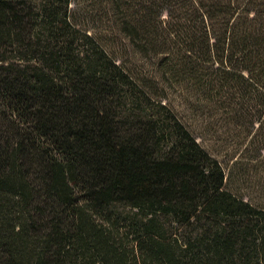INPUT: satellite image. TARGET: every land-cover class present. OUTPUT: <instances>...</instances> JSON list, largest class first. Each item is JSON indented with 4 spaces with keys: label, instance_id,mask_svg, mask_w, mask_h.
<instances>
[{
    "label": "trees",
    "instance_id": "trees-1",
    "mask_svg": "<svg viewBox=\"0 0 264 264\" xmlns=\"http://www.w3.org/2000/svg\"><path fill=\"white\" fill-rule=\"evenodd\" d=\"M70 1L0 0V264H264V0H106L135 49L242 128L258 200L164 104L117 114L124 86L146 95Z\"/></svg>",
    "mask_w": 264,
    "mask_h": 264
},
{
    "label": "rangeland",
    "instance_id": "rangeland-1",
    "mask_svg": "<svg viewBox=\"0 0 264 264\" xmlns=\"http://www.w3.org/2000/svg\"><path fill=\"white\" fill-rule=\"evenodd\" d=\"M70 16L80 33H86L91 42L102 46L106 54L118 64L138 89L124 86L117 97L115 110L117 114L128 116L140 115L144 112L159 110L158 102L164 104L168 112L177 116L190 130L191 134L210 154L216 157L226 172L231 171V187L233 192L244 198L258 200L263 194L258 162L254 146L244 149L241 143V127L234 126L218 109L209 103L202 107L195 102V93L190 89L189 81L178 76L162 73L168 65L157 64L155 56L147 57L130 43L127 37L118 30L115 17L106 0H71ZM81 37L77 46H85ZM161 110V109H160ZM162 113L165 109H162ZM246 151V152H245ZM240 152L248 155L245 160L229 168L233 159ZM240 154V155H243ZM250 159L247 161V159ZM232 167V165H231ZM262 176V175H261ZM119 210H129L120 206Z\"/></svg>",
    "mask_w": 264,
    "mask_h": 264
}]
</instances>
